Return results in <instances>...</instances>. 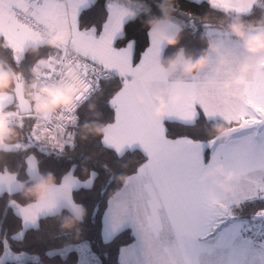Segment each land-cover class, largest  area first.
<instances>
[{
  "label": "snow or ice",
  "instance_id": "obj_1",
  "mask_svg": "<svg viewBox=\"0 0 264 264\" xmlns=\"http://www.w3.org/2000/svg\"><path fill=\"white\" fill-rule=\"evenodd\" d=\"M93 2L0 0V45L11 51L13 61L18 64L28 49L44 46L65 31L66 36L55 45L56 55L35 62L36 79L43 85H83L71 94L70 104L39 107L46 97L35 91L34 102H29L23 91V75L13 72L12 90L0 92V118L5 120V127L23 130L25 120L31 124L27 137L21 136L14 143H5L0 135V149L26 150L40 145L39 150L49 154L73 148L78 105L114 71L120 77L108 101L114 118L103 124L100 142L118 159L137 145L146 155L133 171L121 174L118 187L107 195L102 217L104 242L110 243L128 229L133 237L118 248L117 264H264V208L251 221L239 220L235 212L245 201L264 200V51L246 53L227 31L203 22L205 35L229 53L231 64L217 72L212 54L203 70L169 77L160 71L164 44L155 28L148 30V45L135 62L134 40L119 48L114 46V40L123 38L125 21L135 18L142 5L133 8L132 0H107V16L97 35L95 26L82 30L78 20L80 10ZM206 2L213 10L240 17L248 14L257 0L247 6L246 0ZM161 27L169 31L176 25L168 22ZM244 61L249 63L244 84L224 88L231 69ZM70 71L76 80L70 78ZM146 80L165 93L167 105L160 114ZM177 92L181 98L173 104L171 97ZM137 96H142L143 102ZM201 115L206 122L224 123L226 132L205 141L186 134L172 136L163 123L167 118L194 127ZM25 164L30 179L40 176L35 155H28ZM217 165L235 172L231 192H224L211 179L201 182L203 173ZM104 167L107 170V165ZM98 177L93 169L81 179L72 166L59 177L55 175L47 200L21 202L11 198L20 191L17 173L0 169V194L9 196L8 206L22 225L13 238L22 240L27 228H38L41 219L62 210L85 208L73 193L91 191ZM115 180L116 174L111 173L106 183ZM65 192L68 195H63ZM212 193L218 204L211 203ZM72 251L78 253L77 264H83L84 249L76 245L49 250L46 255L66 259ZM25 255L14 253L5 240L0 264L19 261ZM31 259L39 261L36 255ZM92 260L102 264L94 253Z\"/></svg>",
  "mask_w": 264,
  "mask_h": 264
},
{
  "label": "trees",
  "instance_id": "obj_2",
  "mask_svg": "<svg viewBox=\"0 0 264 264\" xmlns=\"http://www.w3.org/2000/svg\"><path fill=\"white\" fill-rule=\"evenodd\" d=\"M132 2L142 5V8L137 10L135 18L125 21L123 38H117L114 44L119 48L127 43L129 39L134 40L136 42L135 62L139 59L140 52L148 45L147 33L150 28H148L145 21L151 16L160 17L162 13L159 8L161 0H132ZM106 3L107 0H94L90 7L80 11L78 20L82 30L95 26L96 32H101L103 22L107 16ZM228 15L232 16L231 14ZM206 16L211 23L223 30L222 27L217 25L216 21L224 18L225 13L211 9L206 0H201L200 3H196L195 0H173L171 18L172 21L181 24L183 30L180 33V40L177 45H165L161 54V61L172 56L177 50L195 54L206 48L207 39L209 38L205 35L203 27V18ZM240 17L245 22H258L264 17V0H257L251 11ZM230 36L232 39H237L231 34ZM36 49L35 52L28 49L17 64L12 59L11 51L0 45V62H3L5 67L11 65L13 69L21 72L25 79H28L30 78L29 69L38 59L56 53L55 50L45 45ZM119 84V76L103 81L101 89L79 107L73 148L66 147L63 153L50 152L45 154L39 150V145H33L26 150L0 152V169L7 168L9 171L17 173L18 180L25 183L33 180L26 173L25 158L29 154L37 157L40 175L51 172L54 176L59 177L72 166H75V174L80 176L81 179H86L88 172L93 169L99 173L95 187L91 191L81 189L73 193L76 201L82 203L87 209V215L79 225V233L75 230L61 229L58 217L67 214L66 210H62L58 215L41 219L38 228H27L24 231L22 240L14 239L15 234L21 230V220L15 214L13 208L8 206L9 196L0 194V254H2L3 243L6 240L11 250L39 257L38 262L32 259L23 262L12 260L9 261V264H73L77 257L74 251L66 259H61L59 255L49 257L46 253L49 250L81 242L87 243L88 249L99 257L102 264H117L118 248L133 239L131 231L128 229L110 243H105L102 240V217L106 207L107 195H110L119 185V175L133 171L136 164L145 159L146 155L140 149L134 148L128 151L122 159H118L112 151L102 146L99 135L88 134L86 139L82 138V126L85 123L98 122L105 124L113 120L114 109L108 101ZM163 123L172 136L186 134L205 141L212 136L210 125L213 122H206L203 116H200L194 127H185L173 120H164ZM30 124L31 121L25 120V126L21 130L23 138L27 137ZM208 158L209 153L206 150L204 154L205 161ZM104 165H107V170ZM111 173H115L117 178L111 184H108L106 181ZM101 189L105 191L102 192ZM11 198L21 202L24 200L20 191L14 193ZM261 208H264V200H251L243 202L235 209V212L239 220L251 221L254 214Z\"/></svg>",
  "mask_w": 264,
  "mask_h": 264
},
{
  "label": "clouds",
  "instance_id": "obj_3",
  "mask_svg": "<svg viewBox=\"0 0 264 264\" xmlns=\"http://www.w3.org/2000/svg\"><path fill=\"white\" fill-rule=\"evenodd\" d=\"M251 3V0H246L247 6ZM162 15L160 17L151 16L145 23L148 28L156 29V36L163 40L168 46H175L179 43L180 33L183 30V26L179 23H175V31L167 32L161 25L172 21L171 12L173 9V0H161L159 4ZM204 22H209V18L206 16L203 18ZM217 25L222 27L224 31L230 33L233 37L242 42V47L250 54H255L260 51H264V17L258 22L251 23L245 22L241 17L229 16L225 13L224 18L216 21ZM66 36L65 31L58 32L52 39L45 45L46 47L55 50V45L59 40ZM32 52L37 51L36 48H30ZM216 56V71L223 72L231 64L230 55L227 51L222 50L220 45L213 39H207V47L199 50L195 54L184 53L177 50L172 56L164 61H160V71L172 77L173 74L179 69L181 76H188L194 72H198L206 68L209 64L210 55ZM54 56L56 53L54 52ZM11 69V70H9ZM43 70V69H41ZM249 70V63L244 61L231 69V74L224 81V88L228 89L232 87L234 83L237 86H241L245 82V74ZM30 78L25 79L23 83V91L25 97L29 102H34L33 93L39 91L46 99L40 102L39 107L45 104L49 106L53 105H68L71 103L70 96L75 91L83 88L82 84L77 82V85L73 87L70 84H49L43 85L37 79V71L34 70V65L29 69ZM13 72L22 74L16 71L8 65L5 67L3 62H0V92H8L13 88L14 77ZM23 75V74H22ZM71 79L76 80V77L72 72H69ZM177 86L179 80L176 81ZM145 85L152 90V98L156 103L157 114L164 111L167 105V99L163 90L159 86L152 84L150 81H145ZM180 94L174 93L171 97L173 104L180 99ZM142 96H137V100L143 102ZM103 129L102 123H85L82 126V138H87L88 134L100 135ZM227 126L224 123L213 122L210 125V132L212 135H220L226 132ZM0 135L3 136L4 142L11 144L21 137V129L18 126L5 127V120L0 118ZM0 149V152H3ZM117 178V177H116ZM123 179L122 175L118 177ZM201 182L211 179L221 190L224 192H231L233 190V182L236 179V174L232 170L226 169L223 165H217L208 169L201 176ZM55 176L53 173L41 174L39 177L34 178L29 183H25L22 180H18L20 187V194L24 199L30 201H45L48 199V190L55 183ZM63 195H68L67 192ZM209 199L212 204H218L220 201L217 199L214 193L210 194ZM87 215V209L83 206L79 207L75 212H67L58 217L59 224L62 230H75L79 233V225L83 222L84 217Z\"/></svg>",
  "mask_w": 264,
  "mask_h": 264
},
{
  "label": "rangeland",
  "instance_id": "obj_4",
  "mask_svg": "<svg viewBox=\"0 0 264 264\" xmlns=\"http://www.w3.org/2000/svg\"><path fill=\"white\" fill-rule=\"evenodd\" d=\"M172 22L173 24H175L176 22L174 21H170ZM175 31V30H174ZM238 44H240V41L237 42ZM223 49V48H222ZM224 50V49H223ZM40 146V145H39ZM30 155V154H29ZM32 155V154H31ZM103 240V238H102ZM104 241V240H103ZM8 242V241H7ZM87 243L86 242H81V243H73V244H69V245H76V246H80L84 249V259H83V264H96V262L94 260H92V254L93 252L90 251L86 245ZM68 246V245H66ZM63 248V247H61ZM61 248H58V249H61ZM57 249V248H56ZM55 249V250H56ZM13 251V250H12ZM14 253H17L16 251H13ZM77 255L76 257V261L73 263V264H77V260H78V253L76 251H74ZM26 254V253H25ZM33 256V254L29 255V254H26L24 257H22L19 261L20 262H23L27 259H31V257Z\"/></svg>",
  "mask_w": 264,
  "mask_h": 264
},
{
  "label": "crops",
  "instance_id": "obj_5",
  "mask_svg": "<svg viewBox=\"0 0 264 264\" xmlns=\"http://www.w3.org/2000/svg\"><path fill=\"white\" fill-rule=\"evenodd\" d=\"M135 5H137V3H135V2H132V6H133V8H135ZM83 9H85V8H83ZM83 9H81V10H83ZM80 10V11H81ZM172 23V22H171ZM175 30V29H174ZM174 30H169V31H167V32H169V33H171V32H174ZM96 34L97 35H99L100 34V32L99 33H97L96 32ZM234 41H236V42H239L240 40H238V39H233ZM163 41V40H162ZM114 43H115V40H114ZM163 44H164V47H165V45H166V43L163 41ZM114 46H115V44H114ZM239 46H240V48H241V50L242 51H244V52H246V53H248L243 47H242V42L240 41V44H239ZM116 47V46H115ZM164 47H163V49H164ZM221 47V46H220ZM118 48V47H117ZM163 49H162V51H163ZM221 49H222V47H221ZM223 50V49H222ZM161 54H162V52H161ZM213 55H215V54H213ZM216 57V56H215ZM114 72V71H113ZM114 74H115V76H118L115 72H114ZM177 75H180V71H179V69H177V71L173 74V76H177ZM172 76V77H173ZM202 116V115H201ZM165 120H169V119H167V118H165ZM174 121V120H173ZM135 148H138V149H140L139 148V146L137 145V146H135ZM141 151H142V149H140ZM143 152V151H142ZM144 153V152H143ZM145 154V153H144ZM205 162H207V161H205ZM102 227H103V223H102ZM88 247V246H87Z\"/></svg>",
  "mask_w": 264,
  "mask_h": 264
},
{
  "label": "built area",
  "instance_id": "obj_6",
  "mask_svg": "<svg viewBox=\"0 0 264 264\" xmlns=\"http://www.w3.org/2000/svg\"><path fill=\"white\" fill-rule=\"evenodd\" d=\"M114 76H115V74H114V72H112V73L110 74V77H109L108 79H111V78H113ZM108 79H102V80L100 81V84H99V89L93 91L92 94H91L87 99L91 98L96 92H98V91L101 89L102 82L105 81V80H108ZM87 99H85L83 102H81V103L78 105L77 110H76V115H77V111H78L79 107H80V106L82 105V103H84Z\"/></svg>",
  "mask_w": 264,
  "mask_h": 264
},
{
  "label": "water",
  "instance_id": "obj_7",
  "mask_svg": "<svg viewBox=\"0 0 264 264\" xmlns=\"http://www.w3.org/2000/svg\"><path fill=\"white\" fill-rule=\"evenodd\" d=\"M7 67V66H6ZM39 149V148H38Z\"/></svg>",
  "mask_w": 264,
  "mask_h": 264
}]
</instances>
